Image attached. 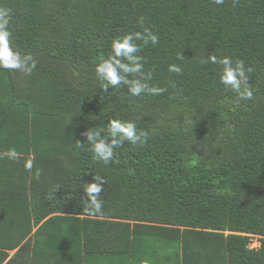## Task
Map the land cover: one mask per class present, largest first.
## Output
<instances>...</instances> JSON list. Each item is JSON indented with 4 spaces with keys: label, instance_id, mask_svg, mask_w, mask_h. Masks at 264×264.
I'll return each instance as SVG.
<instances>
[{
    "label": "trees",
    "instance_id": "obj_1",
    "mask_svg": "<svg viewBox=\"0 0 264 264\" xmlns=\"http://www.w3.org/2000/svg\"><path fill=\"white\" fill-rule=\"evenodd\" d=\"M0 9L10 10V46L36 61L31 74L0 68V264H264V0H0ZM144 27L159 36L137 41L146 82L164 91H103L95 68L112 40ZM210 55L243 60L251 99L220 82ZM111 119L148 137L105 164L84 133L107 138ZM11 148L17 161L3 156ZM94 176L106 181L100 212L84 191Z\"/></svg>",
    "mask_w": 264,
    "mask_h": 264
},
{
    "label": "clouds",
    "instance_id": "obj_2",
    "mask_svg": "<svg viewBox=\"0 0 264 264\" xmlns=\"http://www.w3.org/2000/svg\"><path fill=\"white\" fill-rule=\"evenodd\" d=\"M219 5L224 0H214ZM10 23V10L0 9V68L7 70H19L25 74H31L36 68V61L31 55L22 56L19 52L14 51L10 46L11 33L8 30ZM143 27V18L139 21ZM137 41H142L144 45L149 42L156 45L159 42V36L151 29L144 27L143 32L137 31L128 33L121 37H116L111 42L112 55L107 59H103L96 65L95 72L97 78L102 81V89L107 92L109 87L117 88L121 84L127 86L128 92L132 96H140L142 93L160 94L164 90L159 87H152L146 82L151 79V74L145 75L143 68V57L138 53L141 51L140 44ZM208 61L222 66L220 74V82L230 87L237 92L241 99H251L252 92L248 90L247 72L251 69L245 68L243 60H236L231 57H217L210 55ZM169 71L179 74L181 68L178 65H170ZM133 78H129V77ZM138 77V78H137ZM243 84V91L242 89ZM107 138L102 137L100 131L95 127L88 128L84 135L86 142L91 145V150L97 160L107 164L114 160V149L121 147L125 141L129 145H143L147 141L148 132L145 130H137L134 122H124L119 119H111L106 125ZM80 146L84 143L79 142ZM8 159L17 161L20 154L15 148H11L3 153ZM3 158V157H0ZM32 161L25 162V169L31 171ZM40 173L37 171L36 176ZM106 183L100 177L94 176V182L87 183L84 187L86 199L89 202L88 208L90 211L100 212L102 202L99 200L103 184Z\"/></svg>",
    "mask_w": 264,
    "mask_h": 264
},
{
    "label": "rangeland",
    "instance_id": "obj_3",
    "mask_svg": "<svg viewBox=\"0 0 264 264\" xmlns=\"http://www.w3.org/2000/svg\"><path fill=\"white\" fill-rule=\"evenodd\" d=\"M259 245H260V243H259V239H258V237H256V236H251V237H250V244H249V247H251V248H258Z\"/></svg>",
    "mask_w": 264,
    "mask_h": 264
}]
</instances>
